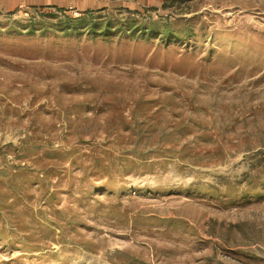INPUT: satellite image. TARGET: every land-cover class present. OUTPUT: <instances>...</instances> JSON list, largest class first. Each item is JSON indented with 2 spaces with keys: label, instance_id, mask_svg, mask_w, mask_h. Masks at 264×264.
<instances>
[{
  "label": "rangeland",
  "instance_id": "1",
  "mask_svg": "<svg viewBox=\"0 0 264 264\" xmlns=\"http://www.w3.org/2000/svg\"><path fill=\"white\" fill-rule=\"evenodd\" d=\"M0 264H264V0H0Z\"/></svg>",
  "mask_w": 264,
  "mask_h": 264
},
{
  "label": "trees",
  "instance_id": "2",
  "mask_svg": "<svg viewBox=\"0 0 264 264\" xmlns=\"http://www.w3.org/2000/svg\"><path fill=\"white\" fill-rule=\"evenodd\" d=\"M73 21H76L77 24H73V26L70 27L65 26L62 28V31L66 35H69L74 31H78V32L84 31L86 33H89L92 38L98 36L107 37L109 30L112 28L107 23L96 24L95 21L85 18L83 16L74 18ZM113 28H115L118 34L122 32L128 36L138 37V38H145L147 35H149L151 32L155 30L154 27L152 26L145 27L143 24L139 26L131 24V26L129 25L127 27V24L120 22L119 20L114 22ZM166 33H168L166 30L158 32L159 36L164 38L166 37Z\"/></svg>",
  "mask_w": 264,
  "mask_h": 264
},
{
  "label": "crops",
  "instance_id": "3",
  "mask_svg": "<svg viewBox=\"0 0 264 264\" xmlns=\"http://www.w3.org/2000/svg\"><path fill=\"white\" fill-rule=\"evenodd\" d=\"M17 2H19V0H16Z\"/></svg>",
  "mask_w": 264,
  "mask_h": 264
}]
</instances>
